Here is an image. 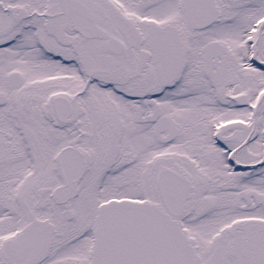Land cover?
I'll return each mask as SVG.
<instances>
[{"label": "snow or ice", "instance_id": "obj_1", "mask_svg": "<svg viewBox=\"0 0 264 264\" xmlns=\"http://www.w3.org/2000/svg\"><path fill=\"white\" fill-rule=\"evenodd\" d=\"M0 264H264V0H0Z\"/></svg>", "mask_w": 264, "mask_h": 264}]
</instances>
